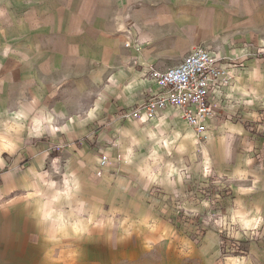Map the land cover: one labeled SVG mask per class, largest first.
I'll return each mask as SVG.
<instances>
[{
  "label": "crops",
  "instance_id": "crops-1",
  "mask_svg": "<svg viewBox=\"0 0 264 264\" xmlns=\"http://www.w3.org/2000/svg\"><path fill=\"white\" fill-rule=\"evenodd\" d=\"M196 46L230 78L203 145L172 107L122 117ZM214 215L264 233V0H0V264L81 261L118 231L212 264Z\"/></svg>",
  "mask_w": 264,
  "mask_h": 264
},
{
  "label": "built area",
  "instance_id": "built-area-1",
  "mask_svg": "<svg viewBox=\"0 0 264 264\" xmlns=\"http://www.w3.org/2000/svg\"><path fill=\"white\" fill-rule=\"evenodd\" d=\"M129 46L130 43L126 42L125 47ZM150 76L154 89L142 104L124 113L123 118L146 123L167 107H172L179 111L180 118L193 131L199 145L207 140L208 120L227 119L214 96L219 89L228 86L229 74L220 67L219 60L202 46L194 47L177 66L164 72L153 71ZM223 98L224 94H221ZM107 163V159L102 157L101 165Z\"/></svg>",
  "mask_w": 264,
  "mask_h": 264
},
{
  "label": "rangeland",
  "instance_id": "rangeland-1",
  "mask_svg": "<svg viewBox=\"0 0 264 264\" xmlns=\"http://www.w3.org/2000/svg\"><path fill=\"white\" fill-rule=\"evenodd\" d=\"M218 216H211L209 220L210 223H215L219 229L216 236L219 248L218 260L212 264H257V239L263 241L264 233H259L254 229L243 231L228 229V227H224L221 215ZM132 234V232L120 233L118 231L117 247L110 248L101 245V247L86 248V253L84 252V258L81 261L75 260L77 248L69 246L66 249L71 250L70 260L64 264H167L163 258L162 248L148 250L146 247L147 250H145L131 243L125 244L123 237H130ZM142 250H145L146 253L144 254ZM193 252L189 253L190 256L182 257L183 264H196L197 259L193 258ZM175 264H181V261Z\"/></svg>",
  "mask_w": 264,
  "mask_h": 264
},
{
  "label": "snow or ice",
  "instance_id": "snow-or-ice-1",
  "mask_svg": "<svg viewBox=\"0 0 264 264\" xmlns=\"http://www.w3.org/2000/svg\"><path fill=\"white\" fill-rule=\"evenodd\" d=\"M247 226V225H246Z\"/></svg>",
  "mask_w": 264,
  "mask_h": 264
}]
</instances>
